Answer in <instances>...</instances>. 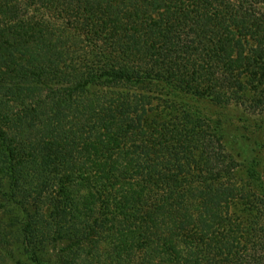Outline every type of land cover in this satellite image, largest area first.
I'll return each instance as SVG.
<instances>
[{
    "label": "trees",
    "instance_id": "16d2710c",
    "mask_svg": "<svg viewBox=\"0 0 264 264\" xmlns=\"http://www.w3.org/2000/svg\"><path fill=\"white\" fill-rule=\"evenodd\" d=\"M88 128L86 162L195 141L202 173L122 159L96 184ZM129 234L150 264H264V0H0V264H112Z\"/></svg>",
    "mask_w": 264,
    "mask_h": 264
},
{
    "label": "rangeland",
    "instance_id": "374dc122",
    "mask_svg": "<svg viewBox=\"0 0 264 264\" xmlns=\"http://www.w3.org/2000/svg\"><path fill=\"white\" fill-rule=\"evenodd\" d=\"M137 94H140V92H136ZM136 97L137 100H139V97L137 96H131ZM85 105V102H82V107ZM96 121V120H95ZM82 131V130H81ZM83 135V141L81 144H79L82 151L81 154L78 157H72L77 163L82 164L84 171L80 173V176L84 178H88L89 180H94L96 184H102L105 187L106 186V178L105 175L109 169V164L111 162H121L120 160L126 159V160H132L133 162H136L138 165L143 164V162H148V160L156 161V163H160V167L164 170L163 174L166 175V181H176L178 178L181 177H188L190 175L200 174L202 173L201 164L203 163V159L199 153L198 144L195 141H182L181 145L176 144H170L167 145L164 148H155V152H152L151 148H149V151H145L143 149L136 150L132 148L125 147L123 150H115L112 152L114 156L111 158V160L105 158V157H96L91 158L88 162H86V150L89 148H99L101 143L100 141H106V136H100L102 134V130L95 129L92 131L89 130V128L82 132ZM71 137L72 135H68ZM72 140H78V137L73 136ZM178 144V143H177ZM176 145V146H174ZM177 178V179H176ZM105 189V188H104ZM102 189V190H104ZM109 189V188H107ZM119 188H115L117 190ZM114 190V191H115ZM202 196L207 198V205L208 203H215L216 206H213L214 208H219V210H222L224 208H228V204L230 202V199L234 196L238 195V184L230 181H219V182H212L211 185H208L205 189L201 190ZM114 191H112L114 193ZM198 197H200L198 195ZM105 199V198H104ZM108 199H110L108 197ZM197 205V208H200L201 212H204L207 209V205L204 206V204L201 203V201L195 200L194 202ZM63 220V219H62ZM130 225V224H129ZM131 226V225H130ZM224 230V229H223ZM224 233L226 232L223 231ZM228 235V234H227ZM130 238L131 234H129L125 238L118 237L119 241L116 243L120 246L119 248V254L118 258H112L111 263L112 264H142L144 262L145 264H150L152 261V257L150 256L151 252L146 249V247H143L141 249L142 251L139 253L135 250V248H131L130 246ZM151 238V237H150ZM132 239V238H131ZM134 239V237H133ZM231 239V237H230ZM229 239V240H230ZM135 240V239H134ZM152 239H150L151 241ZM232 240H234L232 238ZM66 243L62 245V247H65ZM106 245L103 243L102 248L104 249ZM151 247V246H150ZM133 249V250H132ZM153 250V245H152ZM100 254V253H99ZM71 256L75 257L78 261V264H82L87 259V253L86 251L82 250L80 252H72L70 254ZM126 255L129 256L128 259H126ZM95 261H98L97 259H94ZM104 263V262H103ZM107 264V262H106Z\"/></svg>",
    "mask_w": 264,
    "mask_h": 264
}]
</instances>
